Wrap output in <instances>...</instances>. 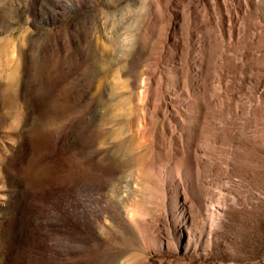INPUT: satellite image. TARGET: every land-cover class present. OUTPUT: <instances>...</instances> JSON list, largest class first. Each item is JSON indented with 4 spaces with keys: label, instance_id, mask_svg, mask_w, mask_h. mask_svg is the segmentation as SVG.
<instances>
[{
    "label": "rangeland",
    "instance_id": "374dc122",
    "mask_svg": "<svg viewBox=\"0 0 264 264\" xmlns=\"http://www.w3.org/2000/svg\"><path fill=\"white\" fill-rule=\"evenodd\" d=\"M65 191L80 241L34 248L21 197ZM35 262L264 264V0H0V264Z\"/></svg>",
    "mask_w": 264,
    "mask_h": 264
},
{
    "label": "bare ground",
    "instance_id": "6f19581e",
    "mask_svg": "<svg viewBox=\"0 0 264 264\" xmlns=\"http://www.w3.org/2000/svg\"><path fill=\"white\" fill-rule=\"evenodd\" d=\"M13 78H14V73L13 72L9 73L7 76V79L9 80V82L6 85L5 92L3 93L4 99L7 103L9 102V95H10V90H11V85H12L11 82H12V80H15ZM62 140L58 139L56 141L57 142L56 145L61 144ZM62 144H64V143H62ZM62 147H65V146L62 145ZM64 149H66V148H64ZM67 149H68V147H67ZM81 190H83V189H81ZM94 194L91 192V190H88L87 195L89 197L91 195H94ZM52 195L51 196H45V197H35V196L29 195L26 193L21 197L22 202L24 204L23 207H24L25 211L29 212L33 216L32 222L30 224H28V229L30 232V233H28V235H29V240L33 242L34 248H38V246H39V248L48 247L49 240L55 235L61 236L62 238H65V239H72L75 242L80 241L78 234L76 232V229H75V227L77 225L75 226L73 220L70 219V215L72 214V213L70 214V212H71L72 207H74L72 204L73 199L71 198V196L69 194H67L66 191H65V193H62V194L55 196V197H53ZM212 206L213 205H211V207ZM213 215L211 217H213ZM220 216H221V214H220ZM214 228L215 227H213V229ZM65 247H67V246H65ZM72 250L73 249H70V248H61V250H59L57 252L58 258L60 260H63V261H68V259L70 258ZM30 261L34 262L33 260H30ZM35 263L39 264L37 262H35ZM49 264H57V263L53 262V263H49Z\"/></svg>",
    "mask_w": 264,
    "mask_h": 264
}]
</instances>
